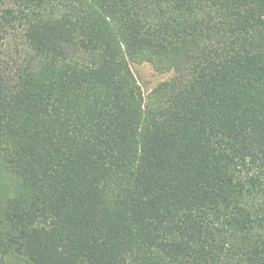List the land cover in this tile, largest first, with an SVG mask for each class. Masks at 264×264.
Returning <instances> with one entry per match:
<instances>
[{
    "label": "trees",
    "instance_id": "trees-1",
    "mask_svg": "<svg viewBox=\"0 0 264 264\" xmlns=\"http://www.w3.org/2000/svg\"><path fill=\"white\" fill-rule=\"evenodd\" d=\"M0 264H264V0H0Z\"/></svg>",
    "mask_w": 264,
    "mask_h": 264
},
{
    "label": "rangeland",
    "instance_id": "rangeland-1",
    "mask_svg": "<svg viewBox=\"0 0 264 264\" xmlns=\"http://www.w3.org/2000/svg\"><path fill=\"white\" fill-rule=\"evenodd\" d=\"M130 68L142 89L144 97L147 96L156 84L170 77L168 73L156 72L151 65L146 62H130Z\"/></svg>",
    "mask_w": 264,
    "mask_h": 264
}]
</instances>
